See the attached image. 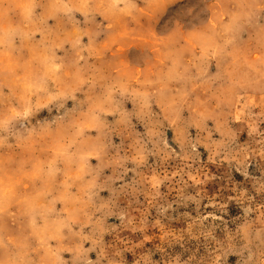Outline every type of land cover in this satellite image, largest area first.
<instances>
[{"label":"rangeland","instance_id":"rangeland-1","mask_svg":"<svg viewBox=\"0 0 264 264\" xmlns=\"http://www.w3.org/2000/svg\"><path fill=\"white\" fill-rule=\"evenodd\" d=\"M0 264H264V0H0Z\"/></svg>","mask_w":264,"mask_h":264}]
</instances>
